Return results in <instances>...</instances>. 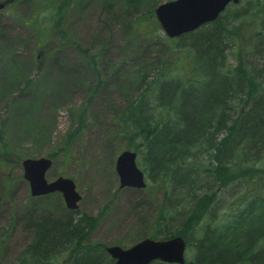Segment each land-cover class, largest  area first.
<instances>
[{
	"label": "trees",
	"instance_id": "16d2710c",
	"mask_svg": "<svg viewBox=\"0 0 264 264\" xmlns=\"http://www.w3.org/2000/svg\"><path fill=\"white\" fill-rule=\"evenodd\" d=\"M68 2L52 7L43 2L37 15L43 21L34 19L40 30L38 53L57 66L60 48L76 42L61 28ZM153 5L120 1L125 14L144 6L132 28L158 41L132 53L141 59L139 68L130 79L123 77L122 87L135 83L137 95L114 115L118 134L127 137L126 148L136 152L144 172L146 185L135 189L161 192L147 236H182V264H264V0L230 3L214 21L164 39ZM51 34L57 41L47 40ZM152 47L160 56L146 54ZM228 58L236 64L231 66ZM7 59L1 72L9 75V86L23 82V66ZM90 59L100 73L95 57ZM100 85L98 81L95 88ZM0 95L7 96V89ZM84 110H79L77 127L48 154L51 159L70 157L71 144L83 130ZM21 158L0 130L3 196L11 193L7 167ZM56 193L30 194L38 201L16 218L29 232V241L12 261L0 264H114L104 244L86 242L95 217L67 208L62 198L54 199ZM13 220L14 215L10 228ZM149 264L179 263L157 259Z\"/></svg>",
	"mask_w": 264,
	"mask_h": 264
},
{
	"label": "rangeland",
	"instance_id": "374dc122",
	"mask_svg": "<svg viewBox=\"0 0 264 264\" xmlns=\"http://www.w3.org/2000/svg\"><path fill=\"white\" fill-rule=\"evenodd\" d=\"M63 1L69 2L61 28L69 31L76 42L69 41L60 48L61 66H57L44 61L38 53L40 30L34 19L43 21V15L37 16L43 2L51 6ZM120 1L12 0L9 6L0 9V90L7 89V96L0 95V130L11 150L22 155L21 160L49 157L62 136L77 127L79 110L85 108L83 130L71 144L70 157L64 159L58 155L52 159L46 177L53 180L62 175L74 180L81 195L77 210L96 219L86 242L128 248L147 237L161 192L119 186L115 161L126 149L127 137L118 134L114 115L137 95L135 83H129L127 89L122 87L123 77L130 79L139 68L141 59L137 53L133 58L132 53L158 39L134 33L133 21L144 11V6L125 14L119 7ZM144 1L154 2L155 8L168 0ZM158 31L164 39L162 29ZM52 32L56 34L55 29ZM163 39L159 40L160 44H164ZM47 40L57 41L53 34ZM146 54L158 57L160 51L152 47ZM245 56L246 60L250 57ZM93 57L100 73L94 71L90 59ZM7 58L23 66V82L9 86V75L1 72L5 65L7 68ZM228 63L234 66L236 60L228 58ZM98 81L101 85L96 89ZM5 83L7 88L3 87ZM12 96L16 97L10 101ZM21 160L7 167L11 193L0 194V241L3 239L0 263L12 261L29 241V232L16 218L23 215L24 207L30 202L38 201L30 197ZM60 198V193L54 194L55 200Z\"/></svg>",
	"mask_w": 264,
	"mask_h": 264
},
{
	"label": "water",
	"instance_id": "95a60500",
	"mask_svg": "<svg viewBox=\"0 0 264 264\" xmlns=\"http://www.w3.org/2000/svg\"><path fill=\"white\" fill-rule=\"evenodd\" d=\"M8 0L0 3V8ZM239 0H168L154 8L156 19L168 37H176L190 32L200 25L214 21L225 7ZM52 159L45 156L25 157L21 160L23 177L28 182L32 196H42L53 192L61 193L65 206L76 209L81 195L75 182L67 176H57L53 180L46 177ZM115 171L119 186L141 188L145 186L144 174L136 162V152L132 149L122 150L115 161ZM186 241L180 235L167 238L145 237L128 248L118 245L106 246V252L114 259V264H149L154 260L175 262L185 261ZM239 264H256L243 261Z\"/></svg>",
	"mask_w": 264,
	"mask_h": 264
},
{
	"label": "bare ground",
	"instance_id": "6f19581e",
	"mask_svg": "<svg viewBox=\"0 0 264 264\" xmlns=\"http://www.w3.org/2000/svg\"><path fill=\"white\" fill-rule=\"evenodd\" d=\"M153 212L155 213V210Z\"/></svg>",
	"mask_w": 264,
	"mask_h": 264
}]
</instances>
